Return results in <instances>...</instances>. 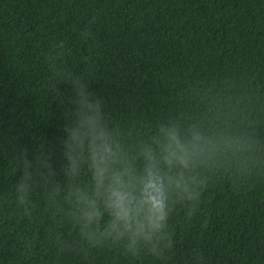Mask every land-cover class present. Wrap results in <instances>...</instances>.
I'll return each mask as SVG.
<instances>
[{
    "label": "trees",
    "instance_id": "obj_1",
    "mask_svg": "<svg viewBox=\"0 0 264 264\" xmlns=\"http://www.w3.org/2000/svg\"><path fill=\"white\" fill-rule=\"evenodd\" d=\"M0 264H264V0H0Z\"/></svg>",
    "mask_w": 264,
    "mask_h": 264
}]
</instances>
